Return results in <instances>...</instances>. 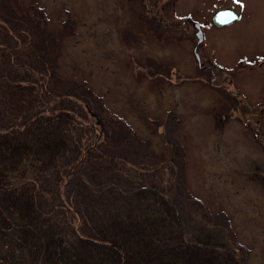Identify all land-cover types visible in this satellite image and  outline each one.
<instances>
[{
    "label": "rangeland",
    "instance_id": "1",
    "mask_svg": "<svg viewBox=\"0 0 264 264\" xmlns=\"http://www.w3.org/2000/svg\"><path fill=\"white\" fill-rule=\"evenodd\" d=\"M224 7L240 18L218 28ZM0 53V129L33 112L1 92L19 81L76 114L39 180L59 237L135 215L153 188L189 238L226 227L264 264V0H0Z\"/></svg>",
    "mask_w": 264,
    "mask_h": 264
},
{
    "label": "trees",
    "instance_id": "2",
    "mask_svg": "<svg viewBox=\"0 0 264 264\" xmlns=\"http://www.w3.org/2000/svg\"><path fill=\"white\" fill-rule=\"evenodd\" d=\"M1 90L16 94L33 112L0 129V264H245L226 227L207 223L189 238L175 204L153 188L147 200L143 188L136 190V202L143 204L135 215L114 217L101 232L75 241L59 237L39 180L69 149L68 128L76 114L42 108L38 88L24 81ZM75 150L81 154L79 146Z\"/></svg>",
    "mask_w": 264,
    "mask_h": 264
},
{
    "label": "water",
    "instance_id": "3",
    "mask_svg": "<svg viewBox=\"0 0 264 264\" xmlns=\"http://www.w3.org/2000/svg\"><path fill=\"white\" fill-rule=\"evenodd\" d=\"M239 18V13L231 8H221L217 10L212 17L213 23L216 26H223L225 24L231 23Z\"/></svg>",
    "mask_w": 264,
    "mask_h": 264
},
{
    "label": "flooded vegetation",
    "instance_id": "4",
    "mask_svg": "<svg viewBox=\"0 0 264 264\" xmlns=\"http://www.w3.org/2000/svg\"><path fill=\"white\" fill-rule=\"evenodd\" d=\"M171 25H173V24L171 23V21H170V20L167 21V26H171Z\"/></svg>",
    "mask_w": 264,
    "mask_h": 264
}]
</instances>
